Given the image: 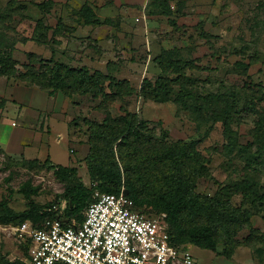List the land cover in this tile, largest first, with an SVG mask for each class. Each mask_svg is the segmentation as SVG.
<instances>
[{
  "label": "rangeland",
  "instance_id": "rangeland-1",
  "mask_svg": "<svg viewBox=\"0 0 264 264\" xmlns=\"http://www.w3.org/2000/svg\"><path fill=\"white\" fill-rule=\"evenodd\" d=\"M84 6L96 24H87ZM4 52L19 72L32 53L100 71L114 83L127 81L133 93L106 101L61 92L50 97L16 76L0 75V264L28 263L29 239L20 238L17 227H42L45 210L62 215L67 187L82 183L93 197L100 193L103 182L90 179L85 165L90 124L126 113L157 139L194 144L209 174L195 192L229 198L250 217L234 242L219 238L215 251L183 242L178 247L188 248L195 264H264V142L255 139L264 116V0H0ZM162 54L179 61L191 81L184 105L176 100L177 87L163 103L139 94L145 80L176 77L160 70ZM61 168L75 169L76 176ZM121 180L119 191L128 193L123 173ZM242 183L252 198L234 194ZM136 205L166 223L164 213Z\"/></svg>",
  "mask_w": 264,
  "mask_h": 264
},
{
  "label": "trees",
  "instance_id": "trees-1",
  "mask_svg": "<svg viewBox=\"0 0 264 264\" xmlns=\"http://www.w3.org/2000/svg\"><path fill=\"white\" fill-rule=\"evenodd\" d=\"M38 7H46V3L38 4ZM82 12L87 24L97 23L90 8L84 6ZM27 60L30 64L25 66L24 72H19L10 54L0 53V75L16 76L26 84L47 90L50 97L61 92L68 98L72 95H88L106 101L118 94L129 96L133 93L127 81L114 83L100 71L90 73L85 68L76 69L46 61L32 53L27 55ZM156 62L163 73L172 70L177 75L174 79L160 77L153 84L143 81L140 96L145 100L163 103L171 98L177 87V102L186 104L192 96L189 89L191 81L183 75L180 62L171 61L165 54L160 55ZM35 65H40L39 69ZM106 87L116 90L107 93ZM208 98L216 99L213 95ZM151 133L142 120L130 113L105 119L101 124H90L85 165L90 179L103 182L99 194H119L123 173L127 180V196L133 201L136 210L139 209L136 204L146 205L166 215L173 245L179 246L177 244L183 242L215 251L219 238L221 241L234 242L236 235L250 226L249 215L234 208L229 198L214 199L195 192L197 181L208 178L209 174L207 162L198 157L194 144L166 142L167 135L157 139ZM255 133L256 141L263 143L264 116L259 118ZM62 170L70 178L76 176L75 169ZM242 186L244 188L236 190L234 194L252 198L254 195L245 192L247 185L242 183ZM92 195L93 190L82 183L67 187L63 214L59 216L57 211L45 210L41 215L45 217L42 222L60 218L64 226L71 225L72 221L82 223L85 210L95 201Z\"/></svg>",
  "mask_w": 264,
  "mask_h": 264
},
{
  "label": "built area",
  "instance_id": "built-area-1",
  "mask_svg": "<svg viewBox=\"0 0 264 264\" xmlns=\"http://www.w3.org/2000/svg\"><path fill=\"white\" fill-rule=\"evenodd\" d=\"M94 199L82 223L17 227L30 240L27 264H195L188 248L172 244L165 221L136 210L125 191Z\"/></svg>",
  "mask_w": 264,
  "mask_h": 264
},
{
  "label": "crops",
  "instance_id": "crops-1",
  "mask_svg": "<svg viewBox=\"0 0 264 264\" xmlns=\"http://www.w3.org/2000/svg\"><path fill=\"white\" fill-rule=\"evenodd\" d=\"M85 147V146H84ZM86 152V151H85ZM88 152V151H87ZM87 152L85 154H87Z\"/></svg>",
  "mask_w": 264,
  "mask_h": 264
},
{
  "label": "water",
  "instance_id": "water-1",
  "mask_svg": "<svg viewBox=\"0 0 264 264\" xmlns=\"http://www.w3.org/2000/svg\"><path fill=\"white\" fill-rule=\"evenodd\" d=\"M126 193V192H125ZM127 194V193H126Z\"/></svg>",
  "mask_w": 264,
  "mask_h": 264
}]
</instances>
